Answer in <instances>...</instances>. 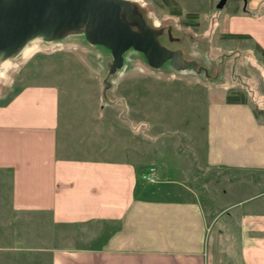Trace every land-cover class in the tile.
Listing matches in <instances>:
<instances>
[{"label":"crops","instance_id":"obj_1","mask_svg":"<svg viewBox=\"0 0 264 264\" xmlns=\"http://www.w3.org/2000/svg\"><path fill=\"white\" fill-rule=\"evenodd\" d=\"M244 3L239 9L233 0L220 13L219 31L250 36L264 50V0ZM60 89L28 83L0 104V175L8 185L0 189V264H264V187L232 201L230 190L212 191L203 202L186 184L193 165L200 179L258 172L264 180V121L248 103L210 104L205 159L185 167L171 144L152 143L142 155L124 140L132 159L94 155L106 131L74 136L81 126L70 118L62 139ZM84 139L88 148L77 147ZM151 166L156 182L144 177ZM163 178L181 193L157 195Z\"/></svg>","mask_w":264,"mask_h":264},{"label":"rangeland","instance_id":"obj_2","mask_svg":"<svg viewBox=\"0 0 264 264\" xmlns=\"http://www.w3.org/2000/svg\"><path fill=\"white\" fill-rule=\"evenodd\" d=\"M134 1L150 25L165 28L161 41L166 46L181 48L187 60H197L208 74L192 68L177 71L170 64L155 69L141 52L130 50L124 67L109 76L111 52L88 43L83 36L53 42L37 40L0 68V104L28 83H57L62 95V139L70 118V126H81L75 127L74 136L89 127L106 131L102 134V147L92 150L94 155L132 159L131 150L122 146L124 140L129 146L133 141L139 144L142 155L152 143L153 147L158 143L171 144L184 157L180 166L185 167L189 165L186 160L205 159L209 106L225 100L230 88L245 92L248 104L258 110V119L264 121V58L260 50L248 37L233 38L231 33L219 31L217 19L233 0L222 9L217 8L218 2L210 7V0ZM237 1L239 9L244 8V0ZM179 9L182 14L176 12ZM187 12L200 14L198 28L184 23ZM168 26H172V34L178 39H169ZM107 77L108 86L104 82ZM76 145L88 148L86 139ZM74 153L81 155L84 151L78 149ZM193 166V175L186 184L199 193L203 202H207L212 191L221 194L230 190L225 195L232 201L264 187L258 172L249 173L247 180L242 175L228 181L226 174L219 180L216 175L205 180L208 173L200 179ZM159 185L157 195L181 193L179 185L168 183L165 178ZM7 187L0 175V189Z\"/></svg>","mask_w":264,"mask_h":264},{"label":"water","instance_id":"obj_3","mask_svg":"<svg viewBox=\"0 0 264 264\" xmlns=\"http://www.w3.org/2000/svg\"><path fill=\"white\" fill-rule=\"evenodd\" d=\"M228 1L219 0L217 8ZM164 32V27L147 22L134 0H0V68L34 41L83 36L88 43L111 52L109 76L124 67L130 50L141 52L155 69L170 64L177 71L192 68L208 74L197 60H187L181 48L166 46L161 41ZM167 34L171 41L178 39L172 26ZM108 77L104 80L107 86ZM104 97L108 100L106 92Z\"/></svg>","mask_w":264,"mask_h":264},{"label":"trees","instance_id":"obj_4","mask_svg":"<svg viewBox=\"0 0 264 264\" xmlns=\"http://www.w3.org/2000/svg\"><path fill=\"white\" fill-rule=\"evenodd\" d=\"M167 2H170L171 0H166ZM178 14H182V10L179 9ZM199 13L198 12H187L186 13V20L184 21L185 24L188 26L198 28L200 26V21H199ZM232 35V37H239V38H244V37H250V36H245L243 34H229ZM257 48L260 50L261 56L264 58V50L260 48L258 44ZM225 102L226 103H248V97L245 92L241 90H237L235 88H230L226 94L225 97ZM254 113L257 118H259L260 113L258 110L254 109Z\"/></svg>","mask_w":264,"mask_h":264},{"label":"built area","instance_id":"obj_5","mask_svg":"<svg viewBox=\"0 0 264 264\" xmlns=\"http://www.w3.org/2000/svg\"><path fill=\"white\" fill-rule=\"evenodd\" d=\"M145 179L150 182H156L159 179V174L155 166H151L148 172L145 174Z\"/></svg>","mask_w":264,"mask_h":264},{"label":"bare ground","instance_id":"obj_6","mask_svg":"<svg viewBox=\"0 0 264 264\" xmlns=\"http://www.w3.org/2000/svg\"><path fill=\"white\" fill-rule=\"evenodd\" d=\"M28 49V48H27ZM33 49V48H32ZM25 50V49H24ZM23 52V51H22ZM27 54V53H26Z\"/></svg>","mask_w":264,"mask_h":264}]
</instances>
